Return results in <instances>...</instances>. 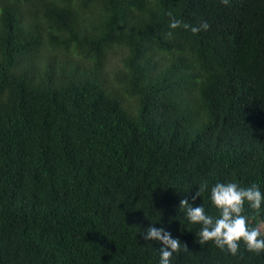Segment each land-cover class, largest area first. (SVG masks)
<instances>
[{"label":"trees","instance_id":"trees-1","mask_svg":"<svg viewBox=\"0 0 264 264\" xmlns=\"http://www.w3.org/2000/svg\"><path fill=\"white\" fill-rule=\"evenodd\" d=\"M229 182L264 193V0H0V264H160L149 226L170 264H264L180 207Z\"/></svg>","mask_w":264,"mask_h":264},{"label":"clouds","instance_id":"clouds-1","mask_svg":"<svg viewBox=\"0 0 264 264\" xmlns=\"http://www.w3.org/2000/svg\"><path fill=\"white\" fill-rule=\"evenodd\" d=\"M220 3L228 6L230 0H220ZM181 26L190 29L193 34L210 28L207 21L199 26H191L174 17L170 20L169 27L171 29ZM168 35L171 36L172 33L169 32ZM207 187L206 182L201 183L193 200L202 196ZM211 201L220 211L219 218L214 219L211 215L206 214L203 206L190 205L187 199H183L180 204V207L186 208V215L191 223L202 225L197 234L198 242L201 245L211 241L221 250L236 256L240 250V242L243 241L249 252L256 254L264 252V225L250 227L248 217L243 215L245 202L256 211L261 209V205L264 203V193L260 191L258 185L241 187L234 182L217 183L211 189ZM144 238L163 243V247L160 249V264H170L173 253L181 250L180 240L172 238L171 233L165 231L164 228L149 226L144 231ZM184 250H188L186 244Z\"/></svg>","mask_w":264,"mask_h":264}]
</instances>
